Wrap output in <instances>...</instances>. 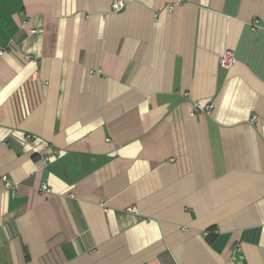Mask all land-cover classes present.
I'll use <instances>...</instances> for the list:
<instances>
[{"label":"crops","instance_id":"crops-1","mask_svg":"<svg viewBox=\"0 0 264 264\" xmlns=\"http://www.w3.org/2000/svg\"><path fill=\"white\" fill-rule=\"evenodd\" d=\"M114 1L0 0V264H264V0Z\"/></svg>","mask_w":264,"mask_h":264},{"label":"built area","instance_id":"built-area-1","mask_svg":"<svg viewBox=\"0 0 264 264\" xmlns=\"http://www.w3.org/2000/svg\"><path fill=\"white\" fill-rule=\"evenodd\" d=\"M125 6V2L123 0H115L112 4L113 11H121ZM26 25V22H24ZM260 23L258 20H253L252 29L256 30L259 27ZM236 61L234 50L227 48L220 57L219 65L224 69H229L234 66ZM256 119V118H254ZM32 136L27 135V138L31 139ZM7 187H14L11 182L6 181ZM16 186V184H15ZM45 191H50L47 186H43L42 188ZM231 263H234V258H232Z\"/></svg>","mask_w":264,"mask_h":264}]
</instances>
